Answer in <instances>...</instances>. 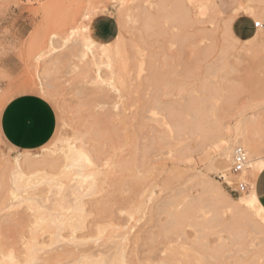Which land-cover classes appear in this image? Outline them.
<instances>
[{
    "label": "rangeland",
    "instance_id": "rangeland-1",
    "mask_svg": "<svg viewBox=\"0 0 264 264\" xmlns=\"http://www.w3.org/2000/svg\"><path fill=\"white\" fill-rule=\"evenodd\" d=\"M202 2L198 15L186 0H0V113L31 92L56 120L36 149L0 132V167L24 152L69 165L14 190L0 168V264H264V227L225 207L263 157L264 31L236 41L222 0ZM239 3L236 15L264 21V0ZM84 33L108 41L110 57L85 54ZM237 133L251 147L239 176L217 165L219 141L233 149ZM67 139L83 155L76 165Z\"/></svg>",
    "mask_w": 264,
    "mask_h": 264
},
{
    "label": "bare ground",
    "instance_id": "bare-ground-1",
    "mask_svg": "<svg viewBox=\"0 0 264 264\" xmlns=\"http://www.w3.org/2000/svg\"><path fill=\"white\" fill-rule=\"evenodd\" d=\"M180 1V0H179ZM186 2H188L189 5H191L194 8H197L196 10L199 12H196V17L198 18V15L204 14L203 11V7L205 6L202 2V0H186ZM213 2V1H211ZM119 4V3H118ZM121 4V3H120ZM119 4V5H120ZM123 4V3H122ZM123 7V6H122ZM218 11V10H217ZM187 12V11H186ZM194 11H192L191 14H193ZM198 13V15H197ZM235 13V12H234ZM234 13H232L231 15H233ZM190 14V15H191ZM200 15V16H201ZM235 15V14H234ZM195 16V15H194ZM199 16V18H200ZM236 16V15H235ZM233 16H229L226 17L224 19V25L228 30V34L229 36L236 40L239 41V39H237L236 37H234L230 31V23L232 20ZM84 19L89 20V16L88 14L84 15ZM82 21V20H81ZM85 23V22H84ZM82 24V23H81ZM84 26H86L84 24ZM88 26V25H87ZM83 29V28H81ZM88 29V28H87ZM88 31V30H87ZM81 32V31H80ZM84 31L82 30L81 33H83ZM80 33V34H81ZM120 33V32H119ZM258 37V36H256ZM255 37V38H256ZM255 38H251L246 40V42H252V40H254ZM81 40L83 41L82 43V47L84 49L85 54H91V56L94 57V59L100 58V57H105V58H109L110 57V53L111 51L114 49V47H111L109 45V43H104V42H100L96 39H94L90 33H84L83 36L81 37ZM116 42V41H115ZM120 42V39L117 40V42L115 43L116 45H118V43ZM251 46V45H250ZM247 47V49L244 50V48L242 49L243 51L239 50L237 51V53L239 54H243V52H246V54L248 55L251 51V47ZM257 49V48H256ZM117 50V49H115ZM234 50V49H233ZM118 51H115V53ZM256 52V51H255ZM119 53V52H118ZM235 55V58L241 57V55ZM250 56V54L248 55ZM245 57V56H244ZM104 59V58H103ZM98 60V59H97ZM106 60V59H105ZM95 61V60H94ZM108 62V61H107ZM106 63V62H105ZM99 65V64H97ZM96 65V68H97ZM100 69L98 68L97 71H99ZM209 90V89H208ZM111 90H109L108 88H103L101 90H99V95L101 96H111L112 95ZM207 92V91H205ZM212 92V91H211ZM210 92V93H211ZM197 94V93H196ZM202 94V93H201ZM200 94V95H201ZM211 96V95H210ZM217 97V96H216ZM112 100V99H111ZM214 100V99H213ZM217 98L215 99L216 102ZM110 101V100H108ZM212 101V100H211ZM191 102V101H190ZM213 104V102H211ZM200 104V103H199ZM201 105V104H200ZM215 105V103L213 104ZM203 106V104H202ZM207 106V105H206ZM194 107V106H193ZM197 108H195L192 112L191 116V120L194 123V127L195 130L194 134L196 133L197 135L201 136V138L204 137L205 134V127H206V122L203 119V116L201 114L200 111V107L196 106ZM208 107V106H207ZM212 110V109H211ZM215 110V109H214ZM213 110V111H214ZM205 111V110H203ZM210 111V110H208ZM206 112V111H205ZM205 114V113H204ZM214 114V112H213ZM211 114V115H213ZM207 117V116H205ZM190 118V117H188ZM187 118V120H188ZM110 123V122H109ZM211 123V122H210ZM209 123V124H210ZM226 126H228V122H226ZM112 129V127H111ZM264 131V129L262 130V132ZM148 132V131H147ZM119 134V133H118ZM192 134H193V130H192ZM114 136V135H113ZM156 136V134H155ZM123 137V136H122ZM247 137H245L244 135H242V133H238L236 134L233 143H239V146H243L246 149H248V151L251 149V147L249 146V144H247V142L245 140ZM113 139V138H112ZM122 139V138H121ZM199 139V138H198ZM232 139V138H231ZM230 139V140H231ZM151 140V138H150ZM229 141V140H228ZM230 142V141H229ZM64 149H63V154L66 157H71V163L72 165H76L81 158L83 159V155L81 153V151L78 149L77 145L71 141H69L68 139L65 141L64 143ZM218 158H217V165H218V169L224 173L225 171H227L229 169V165L231 163V153H232V147L230 146L231 144H229L227 142V139L225 137L221 138V140L218 143ZM235 145V144H234ZM233 145V146H234ZM112 146V145H111ZM89 158V157H88ZM68 159V158H67ZM43 160V159H41ZM41 160L39 159H33L31 157L30 154H27L24 152V154L20 155V157L15 158L12 162H7L5 164H3L0 168L3 169L6 173H7V180L10 182V188L12 190L14 189H18L21 185H28L31 183L36 182V180H38L39 178H44V173H46L48 170L51 172V169H54V171L56 170H60L62 168H67L69 167V165H67V162L65 164H61L58 165L55 162H53V160H49L48 163L44 164ZM84 160V159H83ZM82 160V161H83ZM90 162L91 159H90ZM81 163V162H80ZM93 163V162H92ZM52 166V168H48ZM83 166V164L81 165V167ZM250 170H249V176L251 178H254L257 173L264 167V158H259V157H254L251 158L250 160ZM59 167V169H57ZM79 167V166H78ZM85 167V166H84ZM80 171V170H79ZM65 172V171H64ZM247 172V171H246ZM67 173V172H66ZM79 173V172H78ZM43 174V175H41ZM87 174V173H86ZM242 174V173H241ZM74 175V174H73ZM224 175V174H223ZM85 176V175H84ZM239 176V175H238ZM82 177V176H81ZM205 179V178H204ZM255 179V178H254ZM253 179V180H254ZM77 180V179H76ZM79 182V181H78ZM77 182V183H78ZM210 182V180H209ZM80 184V182H79ZM207 189L208 190H216L217 188H215V186L213 185V183H207L206 184ZM63 187V186H61ZM71 187V186H70ZM77 187H79V185H77ZM81 188V187H80ZM78 188V189H80ZM77 189V188H76ZM206 189V190H207ZM219 189V188H218ZM222 189V188H221ZM70 191V188L68 189ZM72 190V188H71ZM25 191H27L25 189ZM73 191V190H72ZM71 191V192H72ZM74 192V191H73ZM214 193V192H213ZM223 193V190H221L220 194ZM218 194V193H217ZM224 194V193H223ZM222 194V195H223ZM224 197L225 194H224ZM230 197V196H229ZM229 200L228 204L225 205V207L230 210L231 212H237L238 214H242L243 216H246L248 218H250L251 224H253V228L254 230L259 229L258 227H264V206L259 202V199L257 198L253 188L251 189H246L245 191L242 192L241 196H239L237 199H232ZM234 201V202H233ZM235 203V204H234ZM225 203H223L224 205ZM224 207V206H223ZM198 218V217H197ZM258 232V231H257ZM260 233V232H258ZM99 250V249H98ZM100 251V250H99Z\"/></svg>",
    "mask_w": 264,
    "mask_h": 264
},
{
    "label": "crops",
    "instance_id": "crops-1",
    "mask_svg": "<svg viewBox=\"0 0 264 264\" xmlns=\"http://www.w3.org/2000/svg\"><path fill=\"white\" fill-rule=\"evenodd\" d=\"M239 1L222 0V5L226 17L233 16L230 23L232 35L241 41H246L255 36L258 28L254 27L255 19L250 13L240 12L236 15V8L242 7ZM232 13L236 16L231 15ZM55 127L56 120L52 106L37 94L31 92L14 94L2 104L0 132L3 140L13 148L22 150L39 148L50 140ZM260 144L264 158V131L260 136ZM254 178L248 175L247 189L253 188L259 202L264 206V167Z\"/></svg>",
    "mask_w": 264,
    "mask_h": 264
},
{
    "label": "built area",
    "instance_id": "built-area-1",
    "mask_svg": "<svg viewBox=\"0 0 264 264\" xmlns=\"http://www.w3.org/2000/svg\"><path fill=\"white\" fill-rule=\"evenodd\" d=\"M258 22H259L258 20L254 21L255 28H259L257 27ZM247 164H248V157L246 150L242 146L239 145L235 146L231 154L230 171L234 175H239L247 168ZM235 185H236V189L234 190L235 192H243L247 189L248 183L236 181Z\"/></svg>",
    "mask_w": 264,
    "mask_h": 264
},
{
    "label": "snow or ice",
    "instance_id": "snow-or-ice-1",
    "mask_svg": "<svg viewBox=\"0 0 264 264\" xmlns=\"http://www.w3.org/2000/svg\"><path fill=\"white\" fill-rule=\"evenodd\" d=\"M257 27H259L262 31H264V21H259L257 23Z\"/></svg>",
    "mask_w": 264,
    "mask_h": 264
}]
</instances>
